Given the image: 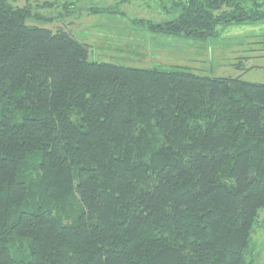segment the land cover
<instances>
[{"label":"trees","instance_id":"1","mask_svg":"<svg viewBox=\"0 0 264 264\" xmlns=\"http://www.w3.org/2000/svg\"><path fill=\"white\" fill-rule=\"evenodd\" d=\"M15 1L0 0V264H255L264 83L91 60ZM175 9L143 22L207 40L264 19V0Z\"/></svg>","mask_w":264,"mask_h":264},{"label":"rangeland","instance_id":"2","mask_svg":"<svg viewBox=\"0 0 264 264\" xmlns=\"http://www.w3.org/2000/svg\"><path fill=\"white\" fill-rule=\"evenodd\" d=\"M176 1L187 0H16L15 5L30 7V24L76 35L89 47L91 60L137 67L180 65L202 75H241L264 83V19L220 26L219 35L207 40L149 31L145 21L178 15ZM260 222L252 236L255 264H264V209Z\"/></svg>","mask_w":264,"mask_h":264}]
</instances>
